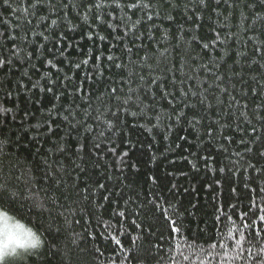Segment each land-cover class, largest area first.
Returning <instances> with one entry per match:
<instances>
[{
	"label": "trees",
	"instance_id": "16d2710c",
	"mask_svg": "<svg viewBox=\"0 0 264 264\" xmlns=\"http://www.w3.org/2000/svg\"><path fill=\"white\" fill-rule=\"evenodd\" d=\"M94 2L108 5L100 19ZM33 3L0 0V207L44 243L7 264H264V148L252 131H264V68L250 70L264 63V5ZM69 111L79 135H66ZM58 137L72 151L54 153Z\"/></svg>",
	"mask_w": 264,
	"mask_h": 264
},
{
	"label": "snow or ice",
	"instance_id": "6c2138e0",
	"mask_svg": "<svg viewBox=\"0 0 264 264\" xmlns=\"http://www.w3.org/2000/svg\"><path fill=\"white\" fill-rule=\"evenodd\" d=\"M81 3H84V0H80ZM140 2V0H138V3ZM260 2V5H264V0H259ZM5 3H7V0H5ZM45 3V0H34V3L32 5V7L35 9V8H40L43 4ZM198 3L203 7V8H207L208 5L211 3V0H198ZM228 3V0H218V3L216 5L217 8H219L222 4H227ZM109 4H115L116 6H119V0H109ZM74 6H77L75 5L74 3H72V0H70V3L69 5H65V7H74ZM108 6L107 4L105 3H102V2H94L92 4V8L94 9H97L98 11L96 12L95 14V18L96 19H100V12L104 10V8ZM175 6V5H174ZM128 7H131V8H136L137 7V4H130L128 5ZM144 7L147 8V7H150V5L148 4H144ZM168 19H171L172 17L171 16H168L167 17ZM57 23L56 20H53L52 21V24L55 25ZM137 23H139V20L137 21ZM109 27H111V24H109ZM5 37L7 38V33L5 32L4 33ZM92 36L91 34H89V39H91ZM104 37H101V39H103ZM11 39V38H9ZM45 39H47V37H45ZM217 39H219V37H217ZM12 43H15L14 40H12ZM261 44L264 45V41H261ZM205 47H207V45H205ZM0 51H2V46H0ZM255 52H258L260 53V55L262 57H264V48H256L254 49V53ZM61 55H63V50H61ZM238 55H244L245 59H247V56L244 54V53H238ZM112 57H109V60H111ZM47 63L49 65H52L53 67H55V65L53 64V61L52 60H48ZM88 61L87 60H84L81 62V64H87ZM81 64H77L75 65L76 67H80ZM116 67H123L122 65H115ZM10 67V62L8 60H5V59H0V74H3L4 70L9 68ZM34 67V65H33ZM261 68H264V63H258L257 67L255 69H250V70H255V71H259V69ZM26 73H22V75H25ZM155 82V81H153ZM33 87H37V85L33 84L32 85ZM48 92H53L54 89L52 87H48L46 89ZM251 91H255V88H252ZM113 92H115V89H113ZM195 94V93H194ZM130 99V98H129ZM125 103H127V101H125ZM201 103H203V101H201ZM209 107H211V105H209ZM53 108H55V105H53ZM191 110V109H190ZM3 111L7 112L9 111V109H3ZM56 111L59 113L60 109H56ZM27 114V113H26ZM74 115L78 116L80 115V113H72L71 111H69L66 115H65V119L68 120V124L66 125V127L69 129V131L66 133V135H71V132L75 131L77 132V134L79 135V131H80V128H81V123L79 121L77 122H73V120L71 119V117H73ZM83 115L85 116H89V113L88 111H85L83 113ZM4 119H7V117H3ZM91 119H96V120H100V115H97L95 117H91ZM261 121H264V116H261ZM53 123H55L53 121ZM61 123H63V121H61ZM192 123V126H193V130H196L195 129V123L194 122H190ZM48 124V121L45 120L43 123L41 124H37V125H34V127L38 130V131H42L43 128ZM84 127V130L85 131H90L91 129L89 128V126L87 125H83ZM156 126L154 125L153 128H155ZM205 130V134L206 135H212V133L214 132V129H215V125L212 124V125H204L202 126ZM261 128L264 129V123L261 124ZM3 128H0V135H3ZM53 129L51 126H48V132H52ZM245 133H247V129H244ZM252 131L253 133H256L257 136H256V139L259 141V145L258 147L259 148H264V131H259L257 130L255 127L252 128ZM102 135V133H101ZM214 138V137H213ZM251 139V138H249ZM255 142V141H253ZM77 144H79V141L77 140L76 141ZM241 143H243V138H241ZM85 145H80V147H84ZM96 147L97 150H100V144H96L94 145ZM72 151V143L69 142V141H65L63 140L62 138H57V143H55L53 145V152L54 153H58L59 155L63 156V155H66L68 152ZM253 151L252 148H249L247 147V145H245V152L246 153H251ZM0 152H3V143L0 142ZM79 153L78 152H72V155H78ZM237 155H239V153H237ZM257 155L261 158V159H264V151H259L257 152ZM99 187L101 188H104L106 187L105 185L103 184H99L98 185ZM6 191V185L3 184V183H0V194L4 193ZM262 192H264V189H261ZM14 195V194H13ZM105 199H108V197H105ZM34 206L36 207H40L41 205L39 203H36ZM157 208H159L160 206L159 205H156ZM123 214V213H121ZM0 215H3L2 212H0ZM172 213H169L167 210H164L163 212V217L165 219V226H167L169 223H172V227H171V232H179L180 231V228L182 227V224L179 220H176V221H171L170 220V217H171ZM245 217H247V213L244 214ZM230 219V217H229ZM261 220H264V216L260 217ZM79 234H77L78 236ZM113 239L115 240V243L116 244H120L121 241L119 239H116L115 237H113ZM209 239H211V237H209ZM73 243H75V240H73ZM237 244H239V241H237ZM33 247L35 248V245H33ZM13 251H15V249H13ZM261 253H264V249H261L260 250ZM6 261V254L4 252V250L0 249V262H5Z\"/></svg>",
	"mask_w": 264,
	"mask_h": 264
},
{
	"label": "clouds",
	"instance_id": "9594fccd",
	"mask_svg": "<svg viewBox=\"0 0 264 264\" xmlns=\"http://www.w3.org/2000/svg\"><path fill=\"white\" fill-rule=\"evenodd\" d=\"M0 212V249L6 254L5 264L8 257L22 255L44 243L42 233L31 224L6 208L0 207Z\"/></svg>",
	"mask_w": 264,
	"mask_h": 264
}]
</instances>
